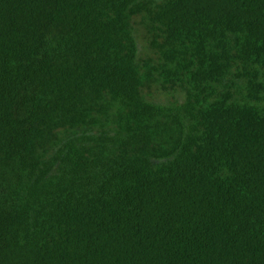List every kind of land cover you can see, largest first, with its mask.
<instances>
[{"label":"trees","instance_id":"1","mask_svg":"<svg viewBox=\"0 0 264 264\" xmlns=\"http://www.w3.org/2000/svg\"><path fill=\"white\" fill-rule=\"evenodd\" d=\"M0 264H264V0H0Z\"/></svg>","mask_w":264,"mask_h":264}]
</instances>
